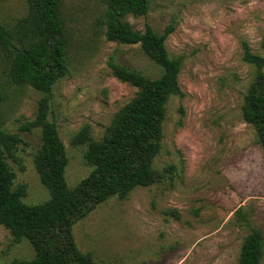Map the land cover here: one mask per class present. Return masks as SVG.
Wrapping results in <instances>:
<instances>
[{"label":"rangeland","instance_id":"rangeland-1","mask_svg":"<svg viewBox=\"0 0 264 264\" xmlns=\"http://www.w3.org/2000/svg\"><path fill=\"white\" fill-rule=\"evenodd\" d=\"M67 32L68 67L53 85L50 118L64 144L65 178L74 187L90 167L85 145L73 135L89 124L102 139L114 114L137 93L117 79L114 61L156 77L160 67L138 44L105 39L103 0H59ZM26 11L25 0H0V21L12 23ZM175 19L165 40L180 59V95L166 104L161 148L153 160L170 172L120 199L111 196L72 225L79 250L96 264H238L244 237L254 228L264 246V150L242 106L254 68L242 59V43L264 56V0H150L145 16L123 18L134 30L144 24L161 33ZM0 56V122L23 140L15 160L14 185L22 200L42 203L48 191L33 164L39 128L20 129L33 119L40 92L8 81ZM264 70V69H263ZM26 240L15 242L0 224V263L30 258ZM259 264H264V248Z\"/></svg>","mask_w":264,"mask_h":264},{"label":"trees","instance_id":"trees-1","mask_svg":"<svg viewBox=\"0 0 264 264\" xmlns=\"http://www.w3.org/2000/svg\"><path fill=\"white\" fill-rule=\"evenodd\" d=\"M25 2L22 16L12 23L0 21V56L11 84L30 86L41 94L33 119L19 128H39L40 143L33 154V164L48 198L37 204L22 200L24 186L14 185L15 173L7 160L16 159L18 144L23 140L0 122V224L15 242L26 240L32 248L30 258H14L0 264H96L77 247L73 223L109 197L123 199L135 187L151 185L172 169L169 165L163 172L157 171L153 160L161 148L166 104L172 95L181 94L180 59L171 57L165 47L175 19L161 33L147 23L143 30H134L123 18L130 14L145 16L150 0H103L105 39L138 44L160 67V73L148 77L110 57L112 74L135 86L137 93L114 114L104 138L94 139L89 124L73 135L74 145H85L83 158L90 170L70 187L65 178L64 144L49 109L53 85L67 72L66 27L59 0ZM242 59L254 68L242 117L254 127L257 143L264 150V56L251 52L243 42ZM263 248L261 231L252 229L241 243L238 264H259Z\"/></svg>","mask_w":264,"mask_h":264}]
</instances>
